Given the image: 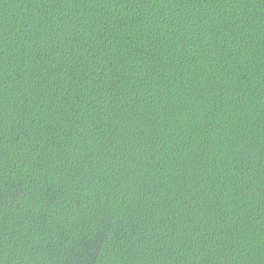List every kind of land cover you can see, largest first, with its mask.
<instances>
[{
  "label": "trees",
  "instance_id": "1",
  "mask_svg": "<svg viewBox=\"0 0 264 264\" xmlns=\"http://www.w3.org/2000/svg\"><path fill=\"white\" fill-rule=\"evenodd\" d=\"M0 264H264V0H0Z\"/></svg>",
  "mask_w": 264,
  "mask_h": 264
}]
</instances>
